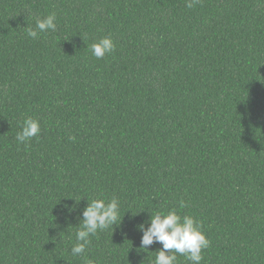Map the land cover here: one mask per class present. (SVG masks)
<instances>
[{"label": "trees", "instance_id": "obj_1", "mask_svg": "<svg viewBox=\"0 0 264 264\" xmlns=\"http://www.w3.org/2000/svg\"><path fill=\"white\" fill-rule=\"evenodd\" d=\"M112 197L121 223L74 257ZM172 209L200 221L201 264H264V0H0V264H153L139 226Z\"/></svg>", "mask_w": 264, "mask_h": 264}, {"label": "clouds", "instance_id": "obj_2", "mask_svg": "<svg viewBox=\"0 0 264 264\" xmlns=\"http://www.w3.org/2000/svg\"><path fill=\"white\" fill-rule=\"evenodd\" d=\"M200 0H185L188 8L194 7ZM56 14L37 19L35 28L27 26V36L32 39L39 38L40 33L49 30H56ZM92 55L97 59H102L106 54H111L115 50V44L110 37H104L90 46ZM41 133L40 122L31 117L24 120L22 129L16 134L18 143L31 141L33 137H38ZM71 139L75 140V137ZM188 207V203L183 199L179 201V208ZM82 221L76 232L77 243L71 248L72 255L80 256L85 253L90 244V237L94 236L98 230L103 231L110 226L121 223L120 202L116 197L109 200L93 199L82 212ZM118 219L120 220L117 224ZM143 235L141 247L147 249L154 243L162 244V248L157 251L153 264H177L178 255L183 256L185 261L191 264H201L204 259L202 252L210 246V240L204 233L200 221L191 215L178 214L177 209L167 211V213L157 212L151 214L149 226L145 228L139 226ZM88 264H94L89 260Z\"/></svg>", "mask_w": 264, "mask_h": 264}]
</instances>
